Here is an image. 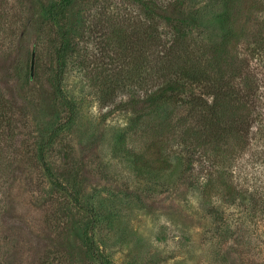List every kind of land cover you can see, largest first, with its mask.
Masks as SVG:
<instances>
[{
  "label": "rangeland",
  "instance_id": "obj_1",
  "mask_svg": "<svg viewBox=\"0 0 264 264\" xmlns=\"http://www.w3.org/2000/svg\"><path fill=\"white\" fill-rule=\"evenodd\" d=\"M52 1L0 0V264H100L90 242L111 264H264V134L233 150L226 121L215 128L196 107L126 105L148 87L131 0H74L59 19L72 41L59 70ZM220 6L185 0L205 21L191 37H209ZM238 12L245 39L264 31V0Z\"/></svg>",
  "mask_w": 264,
  "mask_h": 264
},
{
  "label": "trees",
  "instance_id": "obj_2",
  "mask_svg": "<svg viewBox=\"0 0 264 264\" xmlns=\"http://www.w3.org/2000/svg\"><path fill=\"white\" fill-rule=\"evenodd\" d=\"M73 1L54 0L45 11V18L59 37L54 53V63L59 70L66 64L72 46L70 35L59 19L64 18ZM131 1L142 15L139 34L141 48L145 50L144 80L148 87L139 102L135 97H129L126 105L134 110L133 106L141 103L149 111H156L173 102L177 103L175 105L196 107L204 120L215 128L217 120L226 121L228 138L235 144L233 150L244 148L250 133L257 131L264 134V31L257 32L252 39H245L246 35L238 24V11L246 0H217L221 6L211 13L213 28L205 40L200 35L191 37L193 30L198 29V25L204 26L205 21L197 18L198 9L184 10L185 0ZM111 32L117 36L124 34L126 39L129 37L125 27L119 23ZM132 36L138 38V33L134 31ZM239 39H245L242 53L237 49ZM257 68L263 71L260 77L253 71ZM23 72L22 63L15 65L16 79H21ZM195 87L204 91L196 94L191 89ZM5 121L2 116L1 122L5 124ZM255 123L256 129L253 127ZM52 137L51 134L49 143ZM40 152L42 154L43 150L40 149ZM218 158V175L206 189L207 199L226 174L224 160L228 154ZM187 169L182 179L188 173ZM57 184L62 187L59 181ZM210 214L222 220L212 205ZM95 245L93 242L87 245L88 256L100 264H111Z\"/></svg>",
  "mask_w": 264,
  "mask_h": 264
},
{
  "label": "water",
  "instance_id": "obj_3",
  "mask_svg": "<svg viewBox=\"0 0 264 264\" xmlns=\"http://www.w3.org/2000/svg\"><path fill=\"white\" fill-rule=\"evenodd\" d=\"M34 55H35V52H34V50H32V53H31V59H30V66H29L30 76H32V73H33V67H34Z\"/></svg>",
  "mask_w": 264,
  "mask_h": 264
}]
</instances>
